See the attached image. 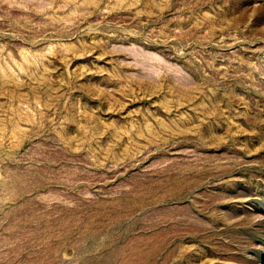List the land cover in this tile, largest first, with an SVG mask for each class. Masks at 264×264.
<instances>
[{
  "label": "rangeland",
  "instance_id": "1",
  "mask_svg": "<svg viewBox=\"0 0 264 264\" xmlns=\"http://www.w3.org/2000/svg\"><path fill=\"white\" fill-rule=\"evenodd\" d=\"M0 264H264V0H0Z\"/></svg>",
  "mask_w": 264,
  "mask_h": 264
}]
</instances>
